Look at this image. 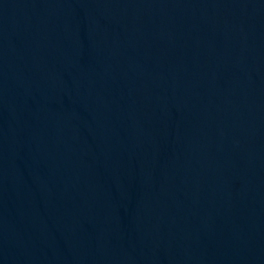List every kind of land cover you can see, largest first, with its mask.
Returning a JSON list of instances; mask_svg holds the SVG:
<instances>
[{"label":"water","instance_id":"1","mask_svg":"<svg viewBox=\"0 0 264 264\" xmlns=\"http://www.w3.org/2000/svg\"><path fill=\"white\" fill-rule=\"evenodd\" d=\"M0 264H264V0H0Z\"/></svg>","mask_w":264,"mask_h":264}]
</instances>
